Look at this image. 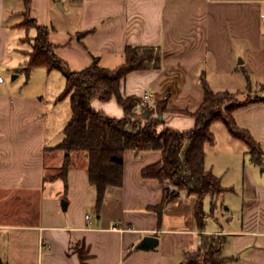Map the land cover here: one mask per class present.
Masks as SVG:
<instances>
[{
  "label": "crops",
  "instance_id": "obj_1",
  "mask_svg": "<svg viewBox=\"0 0 264 264\" xmlns=\"http://www.w3.org/2000/svg\"><path fill=\"white\" fill-rule=\"evenodd\" d=\"M35 24L47 29L57 55L75 70L93 57L113 68L123 62L127 45L159 48V68L132 70L119 87L123 96L150 92V103L167 95L162 117L175 129L194 127L195 119L181 111L201 104L202 78L215 91L257 97L236 109L234 118L260 143L263 162L255 163L247 145L215 121V142L205 143L204 166L225 189L204 198L202 229L194 214L195 192L180 189L160 220L152 208L161 203L165 184L144 177L142 169L162 159L158 149L124 151L122 184L107 186L97 212L84 151L72 153L66 184L49 178L63 162L64 151L54 147L71 105L69 96H60L66 82L60 69H25ZM0 73L3 262L181 264L201 235H218L222 264H264V0H30L28 12L24 0H0ZM91 105L110 116L124 115L115 97L93 98ZM145 235H156L158 245L136 249Z\"/></svg>",
  "mask_w": 264,
  "mask_h": 264
},
{
  "label": "trees",
  "instance_id": "obj_2",
  "mask_svg": "<svg viewBox=\"0 0 264 264\" xmlns=\"http://www.w3.org/2000/svg\"><path fill=\"white\" fill-rule=\"evenodd\" d=\"M29 2L24 0L27 12ZM35 25L38 33L25 69L35 65L60 69L66 78L60 96H69L71 105V115L64 127L63 137L54 147L64 151L63 162L60 171L49 178L61 177L66 184L72 153L84 151L88 177L96 188L97 212L100 211L107 186L122 184L124 151L158 149L162 152V159L142 169L144 177H154L165 184L161 203L152 208L160 220L164 205L176 197L180 189L195 192L194 214L202 229L207 217L203 208L204 198L207 195L214 197L225 189L219 177L204 166L205 143L215 142L211 130L215 121H221L233 137L247 145L255 163L263 162L260 143L234 118L236 109L257 101V97L233 101V93L236 92L215 91L202 78L204 98L201 104L194 111H181L195 119L194 127L189 130L175 129L165 125L163 117H159L167 111V95L160 101L150 103L136 95L123 96L119 87L122 78L132 70L159 68V48L127 45L123 62L113 68L102 66L97 57H93L91 64L75 70L57 55L49 41L47 29ZM113 97L123 107L124 115L121 117L110 116L91 105L93 98L109 100ZM166 184H172L175 188L171 189ZM215 205L213 200L212 210ZM220 245L218 235H201L195 250L185 254L181 264H222ZM0 264L9 263L0 259Z\"/></svg>",
  "mask_w": 264,
  "mask_h": 264
},
{
  "label": "water",
  "instance_id": "obj_3",
  "mask_svg": "<svg viewBox=\"0 0 264 264\" xmlns=\"http://www.w3.org/2000/svg\"><path fill=\"white\" fill-rule=\"evenodd\" d=\"M159 117L161 118L162 115L160 114ZM66 200H62L63 207L66 205ZM159 243V238L156 235H145L141 241L135 246L136 249H143L148 250L157 246Z\"/></svg>",
  "mask_w": 264,
  "mask_h": 264
},
{
  "label": "rangeland",
  "instance_id": "obj_4",
  "mask_svg": "<svg viewBox=\"0 0 264 264\" xmlns=\"http://www.w3.org/2000/svg\"><path fill=\"white\" fill-rule=\"evenodd\" d=\"M25 22L28 23V18L25 19ZM6 80L10 81L11 80V75L10 74H7L6 75ZM249 97H253L252 94H249L247 92H236V93H233V101L234 100H243V99H246V98H249ZM51 131V129H49V132ZM50 134V133H49ZM63 137V133H61L59 136H58V140L60 141ZM55 141V139L53 140ZM212 220H209V222H211ZM192 253V252H191ZM190 253V254H191Z\"/></svg>",
  "mask_w": 264,
  "mask_h": 264
},
{
  "label": "built area",
  "instance_id": "obj_5",
  "mask_svg": "<svg viewBox=\"0 0 264 264\" xmlns=\"http://www.w3.org/2000/svg\"><path fill=\"white\" fill-rule=\"evenodd\" d=\"M5 81V77H4V75L3 74H1L0 73V83H2V82H4ZM150 98H151V93L150 92H146L143 96H142V99L144 100V101H146V102H148L149 100H150ZM170 186H171V188L173 189V188H175V186L174 185H172V184H169ZM86 218L87 219H90L91 218V214H86Z\"/></svg>",
  "mask_w": 264,
  "mask_h": 264
}]
</instances>
